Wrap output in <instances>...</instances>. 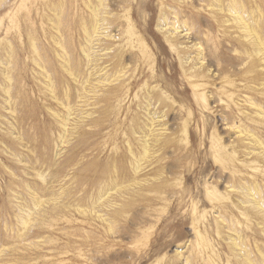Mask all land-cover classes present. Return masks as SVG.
Instances as JSON below:
<instances>
[{"label":"rangeland","instance_id":"rangeland-1","mask_svg":"<svg viewBox=\"0 0 264 264\" xmlns=\"http://www.w3.org/2000/svg\"><path fill=\"white\" fill-rule=\"evenodd\" d=\"M102 1L0 0V264H263L264 216L241 186L264 200V154L238 128L264 145V60L231 0ZM239 2L264 41V0ZM145 105L169 135L141 172L155 176L95 202L131 177Z\"/></svg>","mask_w":264,"mask_h":264},{"label":"bare ground","instance_id":"bare-ground-1","mask_svg":"<svg viewBox=\"0 0 264 264\" xmlns=\"http://www.w3.org/2000/svg\"><path fill=\"white\" fill-rule=\"evenodd\" d=\"M99 1H100L101 4L103 3L102 0H99ZM217 1H218V3L221 2V0H217ZM239 1L238 0H231L229 2L230 4H229L227 10L234 12V16L231 17V19L236 23V25H238L239 29L241 28L243 31H245L248 34V37L250 36V41L252 43L251 47H253V49L250 50L251 54L254 57H259L260 60H264V41H263L262 36L260 34V31H259L260 28H258V26H257V24H259V23H257V22H259L258 21L259 19L257 20L256 18L253 19L251 17L252 14H254L256 11L254 13L251 12V11L249 12V15H251L250 18L253 19V20H250L249 16L245 15L246 13H244L245 9L241 10V9H243L245 7H243L244 5L241 4ZM213 6H215V5H213ZM218 6H220V5L218 4ZM91 10L98 16V14L100 12L98 6H93V7L91 6ZM255 17H256V15H255ZM229 20H230V18H229ZM103 23H104V21H103ZM105 25H107V24H105ZM101 26H102V21L100 19H98V20L96 19V21L92 25L91 31H87V36H88V39H89L90 42L92 41L94 36H98L99 29L101 28ZM176 26L173 25V27L175 29L178 28ZM104 37H105V35H104ZM98 40H99V38H98ZM193 45L197 47V50L195 51L196 54H195V57H192V60H194L196 62L198 61V63L200 65H202L203 61H204L203 54H202L203 51L201 50L200 46L197 43H194ZM248 53H249V51H248ZM195 65H196V63H195ZM105 68H106V66H101L100 65V66L97 67V70L98 71H103V70H105ZM81 84H82V89L85 92V80L81 81ZM92 84H94V83H92ZM48 85H49V87H52V82H48ZM84 96L82 95L80 97L82 99H85ZM86 97H88V94H87ZM84 101H86V99ZM245 101H247V99H245ZM248 101H249L250 105L258 107V104H256L251 99H248ZM65 102H63V103H64V108L66 109V113L65 114L57 113L56 116H57V119H58L59 123L61 124L64 132L67 133V132L70 131V128L73 126V124H72L73 121L72 120L73 119L75 120L76 117L74 115V112H75L74 108H73L74 105L72 106L69 103L65 104ZM82 112L84 113L85 111H83V109H82ZM255 114H258V115L263 114L264 115V111L263 110L262 111L258 110V111L255 112ZM143 115H144L143 116V122L139 125V129L134 131V133L136 135H138V136H136V138L139 141V144H140V147H141V151L140 152H135L131 147L126 146L127 153L129 154L128 156L130 157V164H131V167H132L131 177L124 178L125 177L124 176V177H122V179H120V178L118 179L116 177V176L119 175L118 170H113L112 177L113 178H117L118 180L114 183L113 186L111 185V187H109V186L105 187L110 182L109 183L107 182L108 184H105V185H104V183L101 184V187L98 188L99 189L98 192H101V195L99 193L98 196H100V197H98V199L95 202L106 200L113 190L118 192L120 195H124L123 188L124 189L130 188V186H131V188H134L135 191H141L142 190V185H145L146 183H149L151 178L155 176V175H151V173H143L142 174L141 172H142V170L145 169L144 167L147 165V163L152 159L153 154L155 152V148L160 146V145H162V144H164V143H166L168 141V139H169L166 136H169V135H168L167 130L164 127V123L161 122V120L159 119V118H161L163 116V114H160L159 117L158 116L155 117L153 115V113H152V109H149V107L147 105H145ZM81 117L84 118L85 116H79V118H81ZM74 129L75 128H73L72 130H74ZM238 133H246L247 135H250L252 137L251 138V142L254 145L259 146L261 148L262 154H264V145L260 141V139L255 135V133H253L251 131H248L246 129L244 130L242 128H238ZM252 152H253V150L250 151V153H252ZM150 164H151V162H150ZM128 175H129V172H128ZM111 182H113V181H111ZM46 185H47V183H46ZM47 187H48V185H47ZM241 193L243 195V202H246V203L252 205V207L256 208L264 216V200L262 199V195L260 193L259 187L257 185L249 184L248 182H244L242 184V186H241ZM33 194L35 195L34 196V200H35L34 201V204H35L34 206L36 208V207H39L41 205V203H43V202H41L43 200L36 195L37 192L33 191ZM125 196L127 197L126 194H125ZM112 203H114V201H110V204H112ZM81 207H82V205L80 206V209H81ZM31 211H32V208L29 209V210L25 209V211L23 212L24 214H22L23 219L25 217H27V215L29 217V215H31L30 214ZM23 222H25V221H23ZM109 227H112V226H109ZM236 233H237L236 236H234L232 239H233L234 243L236 244V246L243 247V238L241 237V235H239V233L237 231H236ZM245 253L246 252L244 251V258L245 259H249L248 256ZM262 256H263L262 260L264 262V255L262 254Z\"/></svg>","mask_w":264,"mask_h":264}]
</instances>
